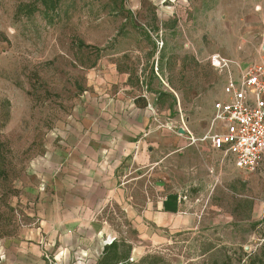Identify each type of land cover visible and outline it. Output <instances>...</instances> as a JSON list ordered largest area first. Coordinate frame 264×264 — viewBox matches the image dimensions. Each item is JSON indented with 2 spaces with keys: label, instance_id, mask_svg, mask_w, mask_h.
<instances>
[{
  "label": "rangeland",
  "instance_id": "rangeland-1",
  "mask_svg": "<svg viewBox=\"0 0 264 264\" xmlns=\"http://www.w3.org/2000/svg\"><path fill=\"white\" fill-rule=\"evenodd\" d=\"M213 53L264 62V0H0V241L23 226L29 166L89 76H162L174 132L185 124L197 136L223 97ZM197 159L174 152L162 167L196 229L134 261L264 264V168L240 170L223 152L211 168Z\"/></svg>",
  "mask_w": 264,
  "mask_h": 264
},
{
  "label": "crops",
  "instance_id": "crops-1",
  "mask_svg": "<svg viewBox=\"0 0 264 264\" xmlns=\"http://www.w3.org/2000/svg\"><path fill=\"white\" fill-rule=\"evenodd\" d=\"M135 80L89 76L73 107L49 130L25 178V221L0 241V264H97L105 246L122 238L138 260L196 229L198 213L184 207L185 195L169 189L162 167L184 151L211 168L222 151L169 128L173 104L162 105L159 96L173 94L162 76ZM209 129L197 136L189 131L201 137Z\"/></svg>",
  "mask_w": 264,
  "mask_h": 264
},
{
  "label": "built area",
  "instance_id": "built-area-1",
  "mask_svg": "<svg viewBox=\"0 0 264 264\" xmlns=\"http://www.w3.org/2000/svg\"><path fill=\"white\" fill-rule=\"evenodd\" d=\"M208 61L223 75V97L214 102L211 127L201 137L194 136L185 124L177 129L187 132L192 143L209 141L240 170L263 169L264 62L243 65L219 53L211 54ZM218 125L220 132H216ZM168 126L173 129L172 123Z\"/></svg>",
  "mask_w": 264,
  "mask_h": 264
},
{
  "label": "trees",
  "instance_id": "trees-1",
  "mask_svg": "<svg viewBox=\"0 0 264 264\" xmlns=\"http://www.w3.org/2000/svg\"><path fill=\"white\" fill-rule=\"evenodd\" d=\"M132 246L125 240H115L111 244L105 246L104 251L99 258L97 264H152L153 260L156 264H168L163 258L149 256L141 259L138 263L131 259ZM241 263V262H240ZM212 264H234L228 256L219 260H214ZM241 264H245L241 263Z\"/></svg>",
  "mask_w": 264,
  "mask_h": 264
},
{
  "label": "water",
  "instance_id": "water-1",
  "mask_svg": "<svg viewBox=\"0 0 264 264\" xmlns=\"http://www.w3.org/2000/svg\"><path fill=\"white\" fill-rule=\"evenodd\" d=\"M180 131L183 132V129H181Z\"/></svg>",
  "mask_w": 264,
  "mask_h": 264
}]
</instances>
